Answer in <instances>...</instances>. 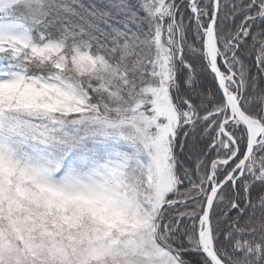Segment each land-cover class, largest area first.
Segmentation results:
<instances>
[{"label":"snow or ice","instance_id":"1","mask_svg":"<svg viewBox=\"0 0 264 264\" xmlns=\"http://www.w3.org/2000/svg\"><path fill=\"white\" fill-rule=\"evenodd\" d=\"M0 264H264V0H0Z\"/></svg>","mask_w":264,"mask_h":264}]
</instances>
